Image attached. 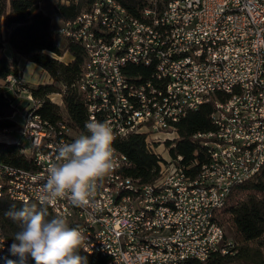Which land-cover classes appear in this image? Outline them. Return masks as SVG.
I'll list each match as a JSON object with an SVG mask.
<instances>
[{
    "label": "built area",
    "instance_id": "2783aa9c",
    "mask_svg": "<svg viewBox=\"0 0 264 264\" xmlns=\"http://www.w3.org/2000/svg\"><path fill=\"white\" fill-rule=\"evenodd\" d=\"M136 1L128 8L118 0H96L57 30L86 53L77 85L86 120L82 129L53 124L34 116V100L22 124L0 132L3 141L2 133L18 135L31 159V168L15 166L16 179H2L4 165L12 164L0 162V193L23 200L24 183H31L39 203L57 146L86 133L92 119L108 122L116 167L98 181L87 207L57 201L60 212L68 207L61 216L87 237L85 247L102 257L112 252L113 264L205 263L219 252L234 254L224 209L234 188L264 166V0ZM170 29H178L179 41H170ZM131 58L140 66L132 67ZM178 65H185V74H178ZM205 104L214 107L215 129L194 138L217 153V162L198 151L184 162L172 154L179 125ZM118 132L145 136L146 148L159 159L155 181L128 174L133 162L117 148ZM201 169H209V178H201ZM122 189H140V196H122ZM143 209H153L157 219L143 217ZM148 242H158V249H148ZM11 245L0 238V251Z\"/></svg>",
    "mask_w": 264,
    "mask_h": 264
},
{
    "label": "trees",
    "instance_id": "16d2710c",
    "mask_svg": "<svg viewBox=\"0 0 264 264\" xmlns=\"http://www.w3.org/2000/svg\"><path fill=\"white\" fill-rule=\"evenodd\" d=\"M43 0H0V49L7 44L15 55H19L46 71L52 82L40 84L37 87L22 89L29 93L39 103L34 110L35 115L57 124L67 120L70 126L82 129L87 117L86 103L84 97L78 91V81L82 74V68L86 60L83 47L71 40H63L65 47L62 49L55 39V30L52 18L40 9ZM96 0H58L55 5V15L59 23L73 20ZM128 8L137 4L136 0H118ZM65 52H69L71 59L63 61L60 59ZM18 77V59L13 56L9 58L6 54H0V132L16 129L18 122L14 116L17 112L9 96L6 95L4 85L8 83L9 76ZM5 83V84H4ZM23 84V83H22ZM55 93L61 95L64 111L55 103L51 96ZM214 112L212 104H205L196 111L190 112L179 125L180 140L172 150L173 156L182 155L184 162L194 159L195 152L199 156L205 154L206 147L201 139H195L194 135L206 133L215 129L211 115ZM22 140L14 143L0 141V162L31 168V159L23 153ZM117 148L125 153L133 162L128 172L129 175L137 177L144 182H153L160 175V164L158 157L146 148L145 136L133 134L129 138L118 141ZM10 165V166H12ZM27 203L15 201L7 196L0 198V224L2 235L6 241L14 243V234L19 230L18 225L5 216L9 210H20ZM35 205L37 210L40 204ZM48 216L55 217L53 211L48 207ZM231 222L238 237L244 242L239 246L234 241L235 247L230 250L234 254H214L207 262H190L189 264H264V253L260 247H251L249 243L260 241L264 246V166L261 173L237 185L229 197L224 209L222 222ZM72 226L71 224H69ZM80 254L88 259V264H108V258L95 254H88L83 249ZM21 264L18 255L10 251H0V264ZM24 264H35L29 257Z\"/></svg>",
    "mask_w": 264,
    "mask_h": 264
},
{
    "label": "clouds",
    "instance_id": "9594fccd",
    "mask_svg": "<svg viewBox=\"0 0 264 264\" xmlns=\"http://www.w3.org/2000/svg\"><path fill=\"white\" fill-rule=\"evenodd\" d=\"M85 128L86 133L57 146L38 197L40 209L26 204L5 213L19 228L10 251L19 256L21 264L29 257L35 264H88L87 257L80 254L87 239L83 231L70 226L64 216L46 218L48 207L65 198L74 206L87 207L98 181L116 167L115 136L110 124L92 119Z\"/></svg>",
    "mask_w": 264,
    "mask_h": 264
},
{
    "label": "rangeland",
    "instance_id": "374dc122",
    "mask_svg": "<svg viewBox=\"0 0 264 264\" xmlns=\"http://www.w3.org/2000/svg\"><path fill=\"white\" fill-rule=\"evenodd\" d=\"M65 0H61L63 2ZM58 0H43L40 4V9L47 15H49L52 18L54 26L57 28H61V23L58 22L57 17L55 15V5L57 4ZM55 39L57 43L60 44V47L63 49L65 47V40L66 38L61 36L60 34L57 33V30H55ZM8 53L10 56L12 55V50H10L9 46L6 44L3 49H0V54ZM15 57L18 59V77L15 85L9 81V85L5 84L4 85V90L6 95L9 96V98L12 100L13 104L16 105L17 107V112L15 113V120L18 122V124H22L23 122V117L32 104L34 103V100L37 101L35 98L33 101L29 99V91L22 89L23 85L25 84L27 87H37L40 84H46L52 82V79L50 75L44 71L42 68H40L38 65L27 61L23 57L19 55H15ZM61 60L63 61H69L71 59V55L69 52H65L63 56L60 57ZM12 78H15V76H12ZM23 83V84H22ZM53 101L60 105L62 110L64 111V104L63 100L60 94L55 93L52 95ZM1 136L7 140V142H12L18 141L20 137L18 135H8L5 133H2ZM3 141V139H2ZM225 229L227 231V236L228 238L232 239L233 241H237L239 246H242L244 242L238 237L235 229L233 228L231 222H224ZM3 235H5L3 233ZM264 242V240H263ZM251 247L258 248L260 247V250L264 253V246H260V241L257 242H252L249 243Z\"/></svg>",
    "mask_w": 264,
    "mask_h": 264
},
{
    "label": "bare ground",
    "instance_id": "6f19581e",
    "mask_svg": "<svg viewBox=\"0 0 264 264\" xmlns=\"http://www.w3.org/2000/svg\"><path fill=\"white\" fill-rule=\"evenodd\" d=\"M170 41H179V31L178 29H170ZM131 66L139 67L140 59L131 58ZM178 74H185V65H178ZM36 108H34L35 110ZM36 111V110H35ZM34 116H38L35 115ZM65 124V126H70L67 120L60 121ZM127 139V133L118 132V141H123ZM201 139V138H195ZM202 140V139H201ZM2 141V139H0ZM204 147H206L205 141H202ZM206 159L210 162H217V153L215 151H208V147H206ZM20 177V170L15 169V167L10 165H4V172H2V179H16ZM201 178H209V169H201ZM192 182H199V174H192ZM0 188H5V181H0ZM24 193L26 194V199L20 200L12 197L8 194L0 193V198L3 196H7L8 198L20 201L23 203H35V185L31 183H24ZM122 196H140V189H122ZM49 208L53 211L54 215H68V207H61V212L58 210V204L56 203L54 206H49ZM143 217H150V219H157V212H154L153 209H143ZM69 222V219H67ZM0 238L2 241H6L2 235V228L0 224ZM85 252L92 255L95 254V249L92 247L82 248ZM148 249H158V242H148ZM4 250L10 251V247L5 248ZM11 252V251H10ZM103 257L108 258V264H113V253L112 252H103ZM194 261L203 262V259H194Z\"/></svg>",
    "mask_w": 264,
    "mask_h": 264
},
{
    "label": "crops",
    "instance_id": "0c3cea01",
    "mask_svg": "<svg viewBox=\"0 0 264 264\" xmlns=\"http://www.w3.org/2000/svg\"><path fill=\"white\" fill-rule=\"evenodd\" d=\"M8 46H9V45H8ZM9 48H10V50H12L10 46H9ZM12 52H13V50H12ZM4 54H6L9 58L15 56V53H14V52L12 53L11 56H10L8 53H4ZM40 68H41V67H40ZM7 96H8V95H7Z\"/></svg>",
    "mask_w": 264,
    "mask_h": 264
}]
</instances>
